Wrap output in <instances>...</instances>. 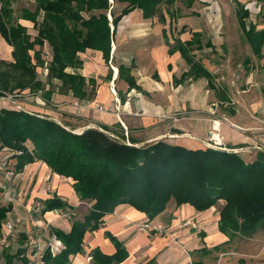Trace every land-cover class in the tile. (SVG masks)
Instances as JSON below:
<instances>
[{
	"label": "trees",
	"instance_id": "16d2710c",
	"mask_svg": "<svg viewBox=\"0 0 264 264\" xmlns=\"http://www.w3.org/2000/svg\"><path fill=\"white\" fill-rule=\"evenodd\" d=\"M115 1L126 4L119 15L114 14L108 0H34V12L23 9L20 17L30 21L37 30L36 37L31 40L27 29L14 18L11 0H0V36L12 48V61L0 60V98L15 97L29 90L49 102L53 81L59 82V89L71 92L74 98H89L85 78L77 72H67L68 68L81 67L77 54L86 49L99 51L103 60L108 62L111 39L123 16L139 9L144 19L158 16L164 23L161 5L170 6L175 2ZM236 4L243 39L256 59L263 61L264 68V30L247 22L249 11L244 5ZM39 16L42 18L40 22L37 21ZM111 25L114 27L112 31ZM45 42L51 47L52 55L45 67L44 82L36 71L37 67L44 66V61L35 46H42ZM201 48L199 33H193L191 40L184 44L177 43L174 48L169 45V54L180 51L189 66L173 82L177 85L189 78H204L208 87L216 92L218 100L229 104L226 93L215 88L212 75L190 55L194 49ZM119 73L125 74L129 88L140 90L129 70L120 67ZM106 131L107 128H89L78 134L47 116L0 108V150L12 153L14 172H22L26 165L41 162L52 174L71 179L72 189L79 200L89 205L80 218L72 219L68 233L51 230L63 248L55 256L45 250L44 264H69L71 256L83 253L85 235L99 229L103 218L119 205H128L143 213L150 222L166 209L170 201L177 207L187 204L197 212L222 202L218 230L229 241L235 236L247 237L264 224V151H256L254 160L246 162L239 152L188 149L163 140L145 146H135L129 141L130 145H127L125 138H112ZM239 148L241 146L233 149ZM39 202L42 214L69 207L56 195ZM11 211V204H0V235ZM105 236L116 251L107 256L94 249L91 252L93 262H123L127 257L123 244L110 233ZM5 260L6 264L13 263V257L8 254Z\"/></svg>",
	"mask_w": 264,
	"mask_h": 264
},
{
	"label": "crops",
	"instance_id": "0c3cea01",
	"mask_svg": "<svg viewBox=\"0 0 264 264\" xmlns=\"http://www.w3.org/2000/svg\"><path fill=\"white\" fill-rule=\"evenodd\" d=\"M124 7L125 5L121 7L117 15ZM247 10L249 11L248 8ZM253 13L254 17L261 16L258 8ZM108 17L110 20L111 16ZM110 28L111 31L114 30L112 25ZM176 33L182 34L180 36L183 37L177 39ZM193 33L195 32L188 29L187 23L179 26L172 19L165 24V17L162 23L158 16L144 19L142 11L135 9L123 16L115 27L108 62L103 60L101 52L86 49L77 54V59L82 63L81 67L67 69V72H77L85 78L89 98L82 100L74 98L71 92L59 89V82L53 81L49 102L41 99L47 108H39L32 100L37 96L30 94L33 98L31 100L29 98L22 109L47 116L52 120L54 118L57 123L66 126L67 129H73V132L78 134L89 128L99 130L107 128L106 133L125 138L126 143L134 142L136 146L149 145L159 140L188 149H206L215 145V148L233 150L234 147L241 146L242 149H247L248 153H252L249 160L252 161L255 152L259 148L264 149V132H253L252 129L256 126L241 121L239 112L233 116L236 121L231 124H224L206 116V118L194 116L181 127L180 123L172 120L174 109H167L156 99L167 96L171 101L177 94L173 92L169 95V85L172 84V89L174 86L182 88L185 82L193 81L189 78L182 84H174L173 79H179L189 66L180 51L175 50L171 55L168 52L169 45L170 48H174L177 43L184 44L191 40ZM208 44L202 45L199 50ZM191 52L190 55L209 72ZM181 60L186 69L177 74L175 68ZM120 67L129 70V75L133 77L140 90L129 88L125 74L119 73ZM260 71L264 72V68L261 67ZM207 89L214 91L208 87V82ZM191 92V96L197 94L194 89H191ZM216 95L214 91V101L219 105L228 104L219 101ZM150 97L156 101H152ZM208 98L212 101L211 95H208ZM75 104L81 107L80 112L77 111ZM214 135H217V139ZM179 139H182V142ZM39 164L42 173L35 176ZM30 176L31 181L36 178L32 191L28 193L27 189L22 188L19 190L18 201L11 203L12 211L8 216L11 214L16 223L15 227L18 228L5 245L0 242V264H6L7 254L13 257L12 264H38L40 253L33 257L30 248L39 232L38 225L48 223L47 230L43 233L41 255L43 256L52 234L51 230L57 229L68 233L72 219L80 218V210L85 212L89 207L82 203L73 191L71 179L52 174L45 164L41 162L28 164L22 172L17 173L19 180L26 181L24 186H27ZM55 195L69 205L63 211H72L74 217L69 220L56 218L58 211L62 210H52L43 214L39 211V214H36L37 204L40 205L39 200H46ZM218 204L221 207H218ZM218 204L206 211L197 212L187 204L177 207L170 201L166 209L155 220L150 221L152 226L161 225L162 233L140 231L138 225L148 222L146 216L128 205H119L113 213L103 218L99 229L85 235L83 253L71 256L69 264H95L92 259L89 260L94 249L107 256L113 255L115 247L105 233H110L121 242L127 252L126 259L119 264H192V262L258 264L255 257H264V248L261 246L255 252L250 249L256 241L255 238L236 236L229 241L227 236L219 232V211L223 203ZM235 247L240 248L241 251L237 252V255L243 258L236 256L231 260L226 258V261L224 258L215 259L219 253L225 254V250L230 251ZM216 248L219 250H215ZM41 263L44 264L42 258Z\"/></svg>",
	"mask_w": 264,
	"mask_h": 264
},
{
	"label": "rangeland",
	"instance_id": "374dc122",
	"mask_svg": "<svg viewBox=\"0 0 264 264\" xmlns=\"http://www.w3.org/2000/svg\"><path fill=\"white\" fill-rule=\"evenodd\" d=\"M108 1L115 15L118 14L122 6L126 5H121L115 0ZM236 3L249 9L251 15L247 22H252L257 26V29L264 30V0H175L172 6L161 5L165 24L172 21V19L179 26L187 23L188 29L201 34L203 46L209 43L202 50H193L191 54L209 70L215 88L219 91H224L230 101L229 105H219V103L214 101V91L207 89V81L205 79L189 80L183 84L184 87L182 88L174 86L172 89V84L169 85V95L173 92L177 95L171 98V101L167 99V96H161L156 99L161 101L167 109H174L172 120L180 123L181 127L183 124L190 122V118H194V116L196 118L206 116L224 124H231V122L236 121L233 116L239 112L241 121L243 120L247 124L252 123L256 126L252 129L253 132H264V72L260 71L263 61L256 59L250 47L243 40L242 31L236 17ZM34 6V0H11V7L14 11L13 16L27 29L26 32L31 40L36 37L37 30H35L30 21L22 20L20 17L23 9L31 13L34 12ZM257 8L259 13H263L260 17H254L253 11H256ZM41 20L42 18L39 16L37 21L40 22ZM180 35L182 34L176 33L175 36L179 39L183 37ZM35 50L41 53L44 61V66H39L36 69L38 78L45 82V67L50 61L52 49L45 42L42 46L36 45ZM11 51L12 48L0 36V60L12 61ZM175 69L176 73L180 74L186 69V65L181 60ZM191 89L195 90V94L197 93L195 96H191ZM30 94L29 90H25L15 97L10 95L2 97L0 98V108H24L27 100L33 98ZM208 95L212 96V101L208 100ZM38 97L32 99L35 104L39 108H47L46 104L41 100V95ZM150 98L152 101H156L155 98ZM239 114L237 117H239ZM223 118H226L227 121L223 120ZM54 121L57 120L55 119ZM179 141L182 142V139H179ZM208 142L210 143V141ZM239 153L246 162H249L252 153H248L247 149H243ZM13 165L14 160H12L10 152L8 150H0V204L17 202L19 190L22 188L27 189L28 193H30L36 182V178L31 181L30 176L27 186H24L26 181L23 182L24 179H18L17 173L13 170ZM39 167H41L40 164L36 167L35 176L42 173ZM37 207L36 214H39L40 205L37 204ZM218 207H221V205L218 204ZM82 213L83 211L80 210V216ZM8 217V220L14 223V235L16 233L15 229L18 227H15L16 223L12 219L11 214ZM248 237L256 240L253 243V247L250 248L253 252L261 248V246L264 248V224L245 238ZM239 251H241L239 247L230 249V251L225 250V254L219 253L215 259L224 258L226 261V258L231 260L236 256L243 258V256L237 255ZM255 260L258 264L264 263V257L257 256Z\"/></svg>",
	"mask_w": 264,
	"mask_h": 264
},
{
	"label": "built area",
	"instance_id": "2783aa9c",
	"mask_svg": "<svg viewBox=\"0 0 264 264\" xmlns=\"http://www.w3.org/2000/svg\"><path fill=\"white\" fill-rule=\"evenodd\" d=\"M261 15H263V13H261ZM46 74H47V69H45V76H46ZM38 99H39V97H38ZM75 107H77V111L80 112V108L81 107H79L76 104H75ZM15 109L24 110V109H22L20 107H17ZM108 135L110 137H112V138L119 139L117 136H114L113 134L109 133ZM126 144L130 145V143H128V142ZM10 154H12V153H10ZM6 205H7V203H6ZM74 216H75V214L72 211H58L56 218H62V219H68L69 220V219H71ZM47 226H48V223L46 225L45 224L44 225H38L39 232L37 233L34 241L30 245L31 254H32L33 257H36L37 254L40 253V258H39V263L38 264H42L41 263V258H42L41 254L43 252V248H42L43 233L47 230ZM138 229L140 231H143V232H152V231H156V232H159V233L163 232V227L161 225L152 226L150 222H145V223H142V224L138 225ZM13 232H14V223L7 219L5 221V223L3 224V226H2V234L0 235V242H2L1 244L5 245L6 241L10 237L13 236ZM62 248H63V244L61 243V241H59L54 234H51L50 238H49V240L47 242L46 249H48L51 252V254L53 256H55V255H57L59 253V251ZM89 260H91V256L89 257Z\"/></svg>",
	"mask_w": 264,
	"mask_h": 264
},
{
	"label": "water",
	"instance_id": "95a60500",
	"mask_svg": "<svg viewBox=\"0 0 264 264\" xmlns=\"http://www.w3.org/2000/svg\"><path fill=\"white\" fill-rule=\"evenodd\" d=\"M212 148L218 149V150H222V151H226V152H235V153H238V152L243 151L242 148L241 149H238V150L237 149L236 150L235 149L230 150V149H224V148L222 149V148H217V147L216 148L215 147H212ZM258 150L264 151V149H260V148Z\"/></svg>",
	"mask_w": 264,
	"mask_h": 264
},
{
	"label": "bare ground",
	"instance_id": "6f19581e",
	"mask_svg": "<svg viewBox=\"0 0 264 264\" xmlns=\"http://www.w3.org/2000/svg\"><path fill=\"white\" fill-rule=\"evenodd\" d=\"M215 9V8H214ZM208 21H209V18H208ZM210 22V21H209ZM216 125H217V123H216ZM214 137L217 139V135H214ZM219 140V139H218Z\"/></svg>",
	"mask_w": 264,
	"mask_h": 264
}]
</instances>
